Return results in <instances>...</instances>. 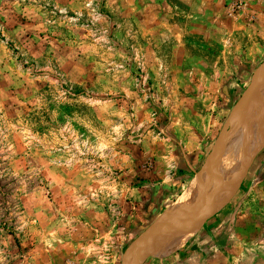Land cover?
<instances>
[{
    "label": "rangeland",
    "instance_id": "374dc122",
    "mask_svg": "<svg viewBox=\"0 0 264 264\" xmlns=\"http://www.w3.org/2000/svg\"><path fill=\"white\" fill-rule=\"evenodd\" d=\"M263 90L264 0H0V264H264Z\"/></svg>",
    "mask_w": 264,
    "mask_h": 264
},
{
    "label": "bare ground",
    "instance_id": "6f19581e",
    "mask_svg": "<svg viewBox=\"0 0 264 264\" xmlns=\"http://www.w3.org/2000/svg\"><path fill=\"white\" fill-rule=\"evenodd\" d=\"M248 101L252 107L250 111L251 116H252V121H251L252 125L251 124L250 125L253 127V129L252 131H249V132H251L250 135L252 134V145L251 146L253 148V147L259 146L264 138V90L262 94L258 96V98L256 97L255 99V96H254L251 100H248ZM250 119L251 118H249V120ZM185 239L183 238L181 241H184Z\"/></svg>",
    "mask_w": 264,
    "mask_h": 264
},
{
    "label": "water",
    "instance_id": "95a60500",
    "mask_svg": "<svg viewBox=\"0 0 264 264\" xmlns=\"http://www.w3.org/2000/svg\"><path fill=\"white\" fill-rule=\"evenodd\" d=\"M151 251L150 247L144 248V250L137 256L136 260L142 262L146 255ZM138 262V263H139Z\"/></svg>",
    "mask_w": 264,
    "mask_h": 264
}]
</instances>
